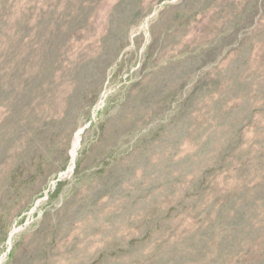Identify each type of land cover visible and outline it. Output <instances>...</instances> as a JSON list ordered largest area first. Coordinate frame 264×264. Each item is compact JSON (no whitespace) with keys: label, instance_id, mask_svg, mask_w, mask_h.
<instances>
[{"label":"rangeland","instance_id":"374dc122","mask_svg":"<svg viewBox=\"0 0 264 264\" xmlns=\"http://www.w3.org/2000/svg\"><path fill=\"white\" fill-rule=\"evenodd\" d=\"M0 264H264V0H0Z\"/></svg>","mask_w":264,"mask_h":264}]
</instances>
